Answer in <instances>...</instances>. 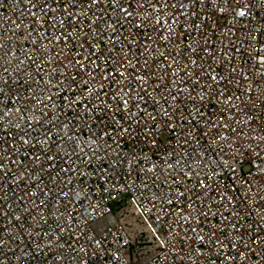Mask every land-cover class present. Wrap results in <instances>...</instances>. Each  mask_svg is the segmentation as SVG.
<instances>
[{"label": "built area", "instance_id": "2783aa9c", "mask_svg": "<svg viewBox=\"0 0 264 264\" xmlns=\"http://www.w3.org/2000/svg\"><path fill=\"white\" fill-rule=\"evenodd\" d=\"M249 2V17L233 19L226 10L201 23L191 10L157 12L155 0H145L144 9L137 3L128 22L119 11L128 0L116 8L109 7L113 0L92 8V0H76L75 9L49 0L57 10L47 16L28 0H0V86L8 81L0 92V264H264V102L253 96L264 89V36L255 44L247 37L250 28H264V6ZM168 16L176 21L174 31L156 23ZM162 31L174 39L153 45L149 37ZM86 33L90 43L81 48ZM57 36L67 38V48ZM181 36L187 44L177 47ZM188 45L197 51L190 53ZM93 51L95 63L86 61L83 70L68 63ZM231 67L237 71L226 94L242 99L228 102L215 95L224 85L214 86L211 100L199 107L217 127L187 124L184 116L195 111L208 75H228ZM117 71L124 75L103 79ZM58 81L72 90L57 87ZM177 88L191 96L179 95L172 130L161 113ZM121 125L134 130L132 138L113 131ZM153 126L160 128L155 145L145 132ZM133 154L141 161L134 170L124 162ZM41 238L52 247L37 255Z\"/></svg>", "mask_w": 264, "mask_h": 264}, {"label": "snow or ice", "instance_id": "6c2138e0", "mask_svg": "<svg viewBox=\"0 0 264 264\" xmlns=\"http://www.w3.org/2000/svg\"><path fill=\"white\" fill-rule=\"evenodd\" d=\"M53 3H56L58 2V0H52ZM64 2L66 4H70L71 7L73 9H75L76 7V0H64ZM82 2V0H81ZM260 4L262 6H264V0H259ZM28 3L32 4V7L33 8H37L39 11H41L45 16L48 15V12H52V11H56L57 9L51 7L49 5V0H28ZM102 3V0H92V3L91 5H88L89 8H92V6L94 5H97V4H101ZM139 4L141 9H144L145 8V0H128V4L129 6L128 7H123L122 5L119 6V11H121L123 14H124V18H125V21L128 22L130 20V18L133 16V12L136 11V4ZM211 5L212 7V13H209V14H205L206 11H207V6L208 5ZM119 5V0H113V3L109 5V7H113V8H116L117 6ZM204 6V8L201 10L200 13H197L195 11L196 8H199L200 6ZM154 6L156 7V11L157 12H163L164 11V7L167 6V7H171V8H175L177 10H191L192 12V16L195 17L197 15H199L200 19H201V23H203V21L207 20L210 18V16L212 14H215V13H219L221 15H223L225 13V11H229L233 14V19H236V18H246V17H249L250 14H251V3L249 2V0H235V6H233V0H177V2L175 4H170L169 3V0H163V4L160 3V0H155V4ZM64 11L67 12V14L69 16H71L73 13L72 12H69L67 8H64ZM106 11V9H105ZM185 15H187V11H185ZM97 19H99V17H97ZM151 20L152 18L149 17L145 20V24H150L151 23ZM92 23V21H90V24ZM156 23L159 24V25H164L165 23H167L169 25V28L168 29H164L165 31H174V29H171V25L173 23H176L175 20H173L172 16H168L166 20H160V19H157L156 20ZM136 28H140L142 27L143 25L137 23L134 25ZM109 27H115V24H109ZM196 28H199L200 25H195ZM156 29L153 28V31H155ZM261 36H264V28L262 29H249V32L247 33V37L250 38L251 40V43L252 44H255L256 42L259 41L260 37ZM56 43H59V44H62L65 48L68 47V43L66 42V39L65 37L63 36H57L54 38ZM73 39H76L75 37ZM150 40H152L153 42V45H155L156 43L159 42L160 39H165V40H168V41H171L174 39L173 36L169 35V36H164L163 35V31L161 32V34L159 36H157L155 39H153L152 37H149ZM187 37L185 36H181L179 38V40L176 41V46L179 47L180 43H185L187 44ZM51 42V41H50ZM85 43H90L88 42V39H87V33L85 34L84 36V42H82L80 44V47L83 48ZM207 41H205V51H207L209 53L210 56H214L215 55V52L212 50V49H209L207 48ZM227 47V46H225ZM145 48L146 50H149L151 51V49L148 48L147 45H145ZM262 49H255L256 52H259L261 51ZM188 51L190 53H195L197 51L196 48H193L191 47V45H188ZM215 51H220V49H216ZM37 55L41 58V60H43V54L41 53L39 47H37ZM59 53H54V56L56 58L59 57ZM95 55V52H89L87 54H84V55H80V59H74L72 58L71 56L69 57L68 59V63L69 64H72L74 66H78L81 70H83L84 66H85V62H90V63H95L94 61H92L90 58L92 56ZM163 55V54H161ZM259 61L261 63H264V57H260L259 58ZM23 63V62H22ZM49 63H51V61H49ZM145 63H147V60L145 61ZM192 63H195V61H192ZM38 68L40 67L39 65L37 66ZM97 68L100 67V65H96ZM169 68H171V65L168 66ZM214 71V69H213ZM237 71L236 67H231V68H226L225 69V72L228 73V75H225V74H221L219 72H217L215 75H211L209 74L208 75V83L207 85L205 86L204 90H203V93L202 94H198L196 97H195V100H196V104L193 105V107L195 108V111H189L185 116H184V121L191 125L192 127H195L197 123H200L201 121H204L205 124L209 127V128H216L217 125L211 121L210 119V115L204 111L201 110V108L199 107V105L203 104L206 102V99L208 101L211 100L212 98V95L213 93L211 91H209L208 89H211L213 88L214 86H217V85H220V84H223L224 87L221 88V87H216L215 88V95L219 96V97H225V99L228 101V102H231L233 99H236V100H241L242 97L240 96H234L230 93H227L226 94V91L225 89L227 88V86L229 84L232 83V80L230 78L231 74L235 73ZM111 75H116V76H123L124 73L123 72H120V71H117V72H114V73H107L103 79L107 80L109 78V76ZM173 75H175V73H173ZM186 75H189V76H194L193 73L191 72H187ZM198 75V74H196ZM69 78L71 79V77L69 76ZM195 78V76H194ZM243 78V77H242ZM94 79V78H93ZM203 81V78H196V84L197 85H200ZM7 83L8 81L5 80L2 82V86H0V92H3L4 90V86H7ZM88 82L85 81V84H87ZM57 87H60L61 89H64L65 91H71L72 90V86L71 84H68L67 86L64 85V82L63 81H58L57 82ZM88 91H92L91 89H88ZM184 91H189V96H191V92L190 90H186V89H182V88H177L175 90V92H173L171 94V101H173L172 104H170L168 107H165L163 110H162V113L161 115L165 118H170L168 119V123H167V126L174 130L175 129V124H173V120L176 119L175 116H174V113L175 112H178L180 111V108H179V105L181 103V101L178 99L179 95L181 93H183ZM251 91V90H246L245 92V95L247 96L248 95V92ZM59 94V93H57ZM253 96H257V98L261 101V102H264V89H261L260 93L259 94H256L253 92ZM115 99V97H113ZM48 99H52V96L49 95ZM97 99H99V95L97 94ZM140 100H143L144 97L143 96H140L139 97ZM162 99H164L165 103L167 104L168 103V98L167 97H162ZM101 103H103V101H101ZM128 101L127 100H123V104H127ZM252 105L255 107L256 106V103H255V100L252 101ZM85 108H87L88 106L87 105H83ZM229 106L235 110V105H232L229 103ZM106 108H107V105H106ZM91 110V109H89ZM143 111V110H141ZM157 119L156 116H152V120L155 121ZM221 119H223V117H221ZM179 122V121H178ZM37 123H41L40 121H38ZM113 123H117V121L114 119L113 120ZM227 126V125H225ZM114 132L118 133L122 138L126 135L128 138H132L133 136V129H131L130 127H125L123 125H121L118 129H113ZM146 132V136H149V137H152V140H151V143L153 145L156 144V139H155V135H158L159 132H160V128L158 126H153V127H149V128H146L145 130ZM105 136H108L110 139H114V137L112 136V134L110 132H105L104 133ZM192 136V132L191 130H188L186 132V137H191ZM25 143H28V141H24ZM47 142V137L45 139V141H38V143H46ZM117 143V146L119 147V142L118 141H114ZM134 151V150H133ZM37 160H40L41 157L40 156H37L36 157ZM44 160L45 161H54L55 160V156H45L44 157ZM129 169H132L134 170L135 168V165L136 164H139L141 161L139 159H137V154H133L132 155V159L131 160H127L125 159L124 161ZM229 167H231V165H228ZM3 165H0V168H2ZM63 171H68V169H62ZM54 171V169L52 168L51 165H49V173L52 174V172ZM149 171H151V169H149ZM130 174V173H129ZM201 187H207L206 184H204V182H201ZM113 190L115 191H119V189L114 185L113 186ZM65 195H67V193H65ZM184 193L181 192L180 193V196H183ZM2 198V197H0ZM171 201H169L170 203ZM187 207L189 209L192 208V204L189 203L187 205ZM190 215V213L188 214ZM201 215H207L206 213H201ZM262 218H264V215H262ZM15 219L17 221L20 220V217L17 216L15 217ZM224 219H227V217H224ZM236 219L238 220L239 219V215L237 214L236 216ZM233 228H236V223L235 221L233 222ZM192 231L195 233L196 232V229L193 228ZM37 236H39L40 234L39 233H36ZM45 235H47L45 233ZM212 234L210 233L209 236H211ZM9 239H11V237H9ZM197 239L199 240H205L206 238L204 236H197ZM4 240L3 239H0V247L3 246L4 244ZM98 243V242H97ZM52 247V244L51 242H49L48 244H43V241H42V238H41V242L40 243H37L36 245V249L38 250L37 251V255L39 254H43L44 252H46V250L48 248ZM120 257L117 255L115 257H113L114 260H118ZM147 264H150V261L147 262Z\"/></svg>", "mask_w": 264, "mask_h": 264}]
</instances>
